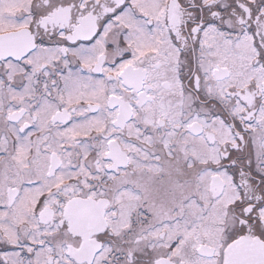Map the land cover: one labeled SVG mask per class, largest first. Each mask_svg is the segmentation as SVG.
I'll return each mask as SVG.
<instances>
[{
  "label": "snow or ice",
  "instance_id": "snow-or-ice-1",
  "mask_svg": "<svg viewBox=\"0 0 264 264\" xmlns=\"http://www.w3.org/2000/svg\"><path fill=\"white\" fill-rule=\"evenodd\" d=\"M0 264H264V0H0Z\"/></svg>",
  "mask_w": 264,
  "mask_h": 264
}]
</instances>
